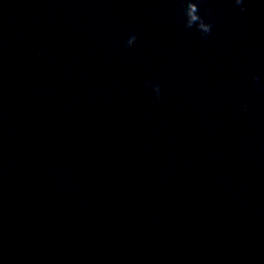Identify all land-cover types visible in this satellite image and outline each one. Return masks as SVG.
Here are the masks:
<instances>
[{
	"label": "clouds",
	"instance_id": "9594fccd",
	"mask_svg": "<svg viewBox=\"0 0 264 264\" xmlns=\"http://www.w3.org/2000/svg\"><path fill=\"white\" fill-rule=\"evenodd\" d=\"M200 0H189L187 6L183 10V21L184 27L188 30L198 31L202 38H207V36L212 31V24L207 22L204 17L200 14L201 10L199 7ZM234 3L237 6H240L241 11H245L246 9L243 7L244 0H234ZM138 37L136 35H131L127 40L126 47L131 49L137 42ZM253 81L257 80V77L252 78ZM148 87H150L157 97V99H162V90L159 84L155 86L149 82Z\"/></svg>",
	"mask_w": 264,
	"mask_h": 264
}]
</instances>
